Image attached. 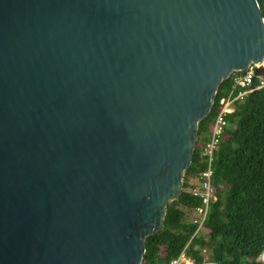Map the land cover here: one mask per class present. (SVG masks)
Returning <instances> with one entry per match:
<instances>
[{"label": "water", "instance_id": "1", "mask_svg": "<svg viewBox=\"0 0 264 264\" xmlns=\"http://www.w3.org/2000/svg\"><path fill=\"white\" fill-rule=\"evenodd\" d=\"M263 63L258 0H0V264H142L219 85Z\"/></svg>", "mask_w": 264, "mask_h": 264}, {"label": "trees", "instance_id": "2", "mask_svg": "<svg viewBox=\"0 0 264 264\" xmlns=\"http://www.w3.org/2000/svg\"><path fill=\"white\" fill-rule=\"evenodd\" d=\"M258 1L264 16V0ZM232 76L219 85L211 111L199 123L182 194L168 205L162 230L147 237L142 264H167L182 252L203 264H264L259 259L264 251V88L237 99L227 114L211 161L214 197L198 231L194 222L202 205L200 176L208 167L202 150L220 100L237 92Z\"/></svg>", "mask_w": 264, "mask_h": 264}, {"label": "built area", "instance_id": "3", "mask_svg": "<svg viewBox=\"0 0 264 264\" xmlns=\"http://www.w3.org/2000/svg\"><path fill=\"white\" fill-rule=\"evenodd\" d=\"M262 71L257 73V68H262ZM233 75V76H232ZM232 81L233 88L237 90L235 95H228L223 97L220 100V107L218 113L216 114L213 123L212 130L209 140L203 147L202 155L208 159V167L202 172L200 176V187L203 189L201 194L202 196V205L195 209V218L194 222L198 224L197 231L203 225L207 211L208 204L214 195L212 193L210 177H211V161L213 158V151L216 148L224 127L226 125V116L231 113L234 109V103L237 99H242L245 95L258 91L261 88H264V63L263 64H252L246 70L241 72L233 73ZM197 193V190L194 189V194ZM262 259H264V252ZM167 264H203L193 262L186 256L185 252H182L178 257L172 259Z\"/></svg>", "mask_w": 264, "mask_h": 264}, {"label": "rangeland", "instance_id": "4", "mask_svg": "<svg viewBox=\"0 0 264 264\" xmlns=\"http://www.w3.org/2000/svg\"><path fill=\"white\" fill-rule=\"evenodd\" d=\"M261 258H262V257H259L260 260H263V259H261Z\"/></svg>", "mask_w": 264, "mask_h": 264}, {"label": "crops", "instance_id": "5", "mask_svg": "<svg viewBox=\"0 0 264 264\" xmlns=\"http://www.w3.org/2000/svg\"><path fill=\"white\" fill-rule=\"evenodd\" d=\"M187 256V255H186ZM188 257V256H187Z\"/></svg>", "mask_w": 264, "mask_h": 264}]
</instances>
